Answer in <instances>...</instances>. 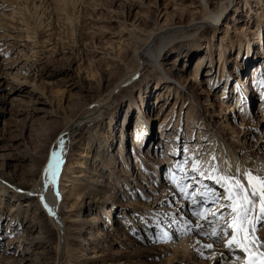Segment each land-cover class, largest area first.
Here are the masks:
<instances>
[{
	"label": "bare ground",
	"instance_id": "1",
	"mask_svg": "<svg viewBox=\"0 0 264 264\" xmlns=\"http://www.w3.org/2000/svg\"><path fill=\"white\" fill-rule=\"evenodd\" d=\"M7 1L0 0V18L11 23L0 34V209L3 216H12L8 233L21 227L23 213L34 220L23 236L8 239L16 249L6 264H52L53 259L93 264L101 245L135 246L112 211L118 207L126 214L121 208L138 204L150 218L166 220L173 228L166 229L171 237L167 246L184 253L175 264H247L241 249L229 251L202 234L211 231L207 221L214 215L224 213L226 219L231 210L223 199L218 204L208 199L211 192L224 190L199 170L226 164L232 171L254 174L264 169V0H129L135 4L112 50L85 51L83 61L70 63L55 81L42 76L73 52L60 53L50 43L57 32L40 26L38 1ZM52 1L68 16L93 0ZM254 23L263 29L259 38L252 29L243 33ZM78 49L84 52L82 45ZM104 98L114 100L107 106ZM94 106L99 109L85 117L84 111ZM158 114L163 116L160 125L146 129L142 122H153ZM237 116L259 120L237 127ZM168 118L178 128L175 136L168 134ZM85 121L91 124L86 137L67 142ZM60 140L63 146L56 151ZM179 147L197 155L195 172L194 160L174 163ZM61 149L55 184L49 174L46 185L45 169ZM163 154L169 161L160 167L157 158ZM177 184L187 185L185 194ZM127 196L133 197L131 203L124 201ZM98 204L111 210L108 215ZM195 210L202 213L200 219ZM3 221L0 217V228ZM257 235L264 240V231ZM204 243L213 248L203 249ZM123 252L106 260L124 264Z\"/></svg>",
	"mask_w": 264,
	"mask_h": 264
},
{
	"label": "rangeland",
	"instance_id": "2",
	"mask_svg": "<svg viewBox=\"0 0 264 264\" xmlns=\"http://www.w3.org/2000/svg\"><path fill=\"white\" fill-rule=\"evenodd\" d=\"M11 1L13 2L14 0H11ZM11 1L9 0L7 2L10 3ZM41 1L42 3L40 2V0H36V2L38 3L37 5L40 4L38 8V15H41V14L43 15L39 17V19L43 17V19H41V23L40 21H38L40 23V26L45 27L46 30L47 28H49L48 26H50V28H54V30L57 32L54 34V37L52 38V40L53 39L54 40L51 41L50 43L51 44L55 43L53 46L60 53L64 51L73 52L72 54L66 55L65 60L62 58V60H60L58 63H55V64L52 63L51 67H49V69L46 71L47 73L46 76L48 77L42 76V78L45 80L52 79L53 81L57 80L58 78L62 76L60 72L66 69V67L69 66L70 63L72 64L75 62L76 64H78L80 63V61H83V59L86 56L85 51L92 50V49H96L102 52L106 51L107 49H108L107 51H111L112 50L111 48L114 47V41L116 40V37H115L116 34L120 32L121 26L123 22L125 21V18L130 8H132L133 5L135 4L134 1H129V0H93L91 3H88L89 4L87 5L88 7L84 8L83 11H80V13L76 14L75 12L71 11L70 14L67 16L66 13L60 10L61 9L60 5L55 4L52 0H41ZM73 20L74 22L72 23ZM246 20L247 18L244 19V21ZM4 21L5 20H2V18H0V27H3L1 28L0 34L2 33V31L3 33H5L10 30V29H5V24H7L6 26H10L11 23L9 21L8 23ZM257 23H259V21H257ZM254 25L256 26L253 28H249V30L243 33L249 34L252 29L253 31H256L255 37L259 38L258 32H262L263 29L257 28L259 27L258 24L254 23ZM18 26L20 25L18 24ZM98 32H103L104 34L101 35V37H98L97 34H95ZM251 37L252 36L250 35V38ZM42 39L46 41L47 40L50 41L47 35L46 36L43 35ZM17 44L20 45L19 43ZM81 45L84 48V52H82V50L80 51L82 53H80L78 49L79 46ZM112 53L113 55H117L116 50H114V52L112 51ZM46 56L48 57L49 55L47 54ZM242 56L244 57H242L241 60L239 58V60L241 61V63H244L246 56H247L246 49H244ZM234 57H236V55ZM234 57H233V60H234ZM192 66L194 67L195 65H192ZM90 68L94 69V67H90ZM22 73L23 75H28L30 72L27 70V71H22ZM222 90L223 89H220L218 93H220ZM152 94H153L152 99L154 102L153 104H155L154 98L156 97V94H154V91H152ZM228 95H231V94H228ZM113 96L115 97L116 93H114ZM72 100L75 102L77 101V99L74 97L72 98ZM104 100H106V98H104ZM113 100L114 99H107L105 104L109 106L113 102ZM89 101H91L89 105L93 104L94 102L91 99ZM151 103H152V100H151ZM167 107H170V106L167 105ZM94 109L97 111L99 108L95 106L90 107L89 109L84 111L85 113L84 116L85 117L88 116V114H90L89 112L94 111ZM151 110L154 111V115H155L158 112V106H156L155 108H151ZM162 117L163 116L158 114L157 117L154 116L153 122L145 121V122H142V124L145 126L146 129L156 130V128L160 125V123H157V122L160 121V118ZM258 118L259 116L254 118L253 121L245 117L241 118L242 120H238V116H237V127H239V125H241L243 121H245V123L251 122L253 124H257V121L259 120ZM166 124H168V127H169L168 134L170 133V135L175 136L178 132L177 126H175V124L172 121H170V118H168ZM90 128H91V124L85 121L81 127L76 129L71 136H67L65 139H67V142H70L72 140H75V142H79L80 140H83L86 137ZM182 134H183V131H182ZM113 139L120 140L121 138L118 135H113ZM62 142L63 140H60V144H57L55 146L56 151L63 146ZM157 146L160 148L161 145H157ZM182 152H183V148L179 147V151L177 150V155L175 156L176 157L174 161L175 164L183 163L187 165V164H191L193 160L199 163L197 155H195L194 153L187 151V156H185V153H182ZM65 158H67L66 154H65ZM164 160L167 163L169 161L167 155L165 154L157 158V165H159L160 167H163ZM178 161L180 162L177 163ZM132 199L133 197L127 196L124 199V201L131 203ZM97 207L101 209H105L106 215H108V210L111 211L110 209H108V207L104 205L98 204ZM121 209L125 211L126 214L123 213L118 207H116L112 211L113 212L112 219L114 221L115 220L119 221L123 229H127V232L129 235L128 243H134L135 246H128V247L121 248V247H109L106 245H101L99 246V250L97 253L99 258L93 264H113L112 261H107L106 258L109 257L115 251H118L119 249H123L124 251L123 256L121 258V261L123 260L124 264H175L176 262L175 260L182 258V256L184 255L182 250H179V249L175 250V247L168 248L169 246H167V242H164L163 238L158 237V235L162 237L163 233L165 232L169 234L166 230L167 228L170 230L173 229V228H170L171 226H169V223L166 220L157 221V220L150 218V212L147 211L145 208H143L142 204H138L137 206H134L132 207V209H128V210L123 209V208ZM1 211H2V208L0 209V217L4 218V221L1 224V228H0V258H2L0 261V264H6V262L8 261L11 262L10 258H12V255H13L12 252L16 249V246L12 243H9L8 239L23 236L26 230V225L29 223L31 224L34 219H32L33 217L32 214L23 213L21 216H19V222H20L21 227L17 229L16 231L8 233V231H6V224L8 220L12 219V216L11 217L7 215L3 216ZM46 218L48 220V217ZM143 220H145V222ZM146 224L150 230L147 229ZM138 228L140 229L139 234L138 232H136ZM174 250L177 252L174 253ZM62 251H64L63 248H62ZM55 255L56 254H54L53 257H55ZM231 257H232L231 255L228 256L229 259H231ZM51 262L52 264H61L59 259H57V262H55V259H53Z\"/></svg>",
	"mask_w": 264,
	"mask_h": 264
},
{
	"label": "snow or ice",
	"instance_id": "3",
	"mask_svg": "<svg viewBox=\"0 0 264 264\" xmlns=\"http://www.w3.org/2000/svg\"><path fill=\"white\" fill-rule=\"evenodd\" d=\"M63 151L64 149H61L60 155L55 152L52 154L53 158L45 169L46 185L49 174L53 184H55L62 163ZM184 153L187 156V148L184 149ZM213 159L216 158L213 157ZM192 167L195 172L198 163L194 161ZM261 173L254 174L251 170L242 169L232 171L227 164L224 169L218 165H212L208 169L200 166L199 170L201 177L207 176L224 190L221 195L211 192L208 199L213 204H218V201L223 199L225 201L224 207L231 210L226 219L224 213H220L218 217L214 215L211 220L207 221L211 231H202V234L207 239L222 242L229 251H233L235 248L241 249L246 254L247 264H264V240H261L257 235L258 232L264 231V169L261 170ZM176 186L181 194H185L186 184H177ZM204 189L210 191L207 190V185H204ZM41 199L43 200V196ZM44 206L50 214L55 215L52 208L48 207L47 204ZM193 215L200 219L202 213L195 210ZM196 227L201 230L203 228L200 224H197ZM170 239L171 237L165 232L163 241L167 242ZM196 243L200 244V241ZM202 248L212 249L213 243H204ZM200 255L203 257L204 252L201 251Z\"/></svg>",
	"mask_w": 264,
	"mask_h": 264
}]
</instances>
